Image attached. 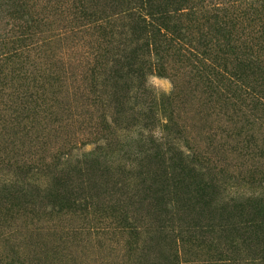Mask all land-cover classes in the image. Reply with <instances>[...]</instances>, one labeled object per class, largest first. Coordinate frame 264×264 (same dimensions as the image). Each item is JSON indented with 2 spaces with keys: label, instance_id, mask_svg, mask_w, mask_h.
<instances>
[{
  "label": "rangeland",
  "instance_id": "obj_1",
  "mask_svg": "<svg viewBox=\"0 0 264 264\" xmlns=\"http://www.w3.org/2000/svg\"><path fill=\"white\" fill-rule=\"evenodd\" d=\"M27 2L37 45L0 64V184L15 182L19 193L0 207V264H264V226L250 223L248 210L233 209L251 194L264 196V116L217 102L204 105L189 68L167 54V77L152 73L145 82L155 98L173 93L179 139L169 132L168 145L150 152L151 136L143 131L142 142L123 147L113 164L87 173L91 158L84 154L103 147L106 135L101 104L90 93L92 54L104 40L125 43L128 22L114 21L111 38L104 39L89 30L72 32L76 0ZM10 15L0 8V53L17 24ZM176 142L197 155L205 183L212 181L204 200L188 196L174 179L169 155L164 166L149 159L168 148L175 157ZM28 161L39 174L16 187L21 174L15 169ZM53 163L70 171L68 190L94 203L53 204L47 194L52 171L42 166Z\"/></svg>",
  "mask_w": 264,
  "mask_h": 264
},
{
  "label": "trees",
  "instance_id": "obj_2",
  "mask_svg": "<svg viewBox=\"0 0 264 264\" xmlns=\"http://www.w3.org/2000/svg\"><path fill=\"white\" fill-rule=\"evenodd\" d=\"M76 1L70 12L72 32L89 30L97 33L99 38L105 39L107 35L111 38L110 28L114 21L128 22L125 25L127 31L123 34L126 36L125 43L104 40V47L99 53L92 54L93 67L89 69V78L93 88L90 93L94 97L93 102L101 104L104 112L101 132L106 135L101 139L103 147L95 146L84 154L91 158L86 172L92 171L94 165L113 164L114 155L123 151V147L130 148L142 142L143 131L151 136L154 148H148L150 152L154 149L160 151L165 144V147L168 145L169 132L174 133V139H179L176 113L172 106L173 93L155 98L145 82L146 76L152 73L167 77L162 66L167 54L189 68L193 83L201 87L204 105L217 102L264 116V0L248 3L233 0L230 4L224 0ZM27 3V0H0V8L10 11V17L17 22L11 39L2 48L0 64L18 58L37 45L35 22L28 18L31 8ZM8 45L10 47L7 48ZM2 81L0 77L1 84ZM28 98L23 99L21 106ZM147 98H152L150 103H147ZM134 100L139 102L134 104ZM131 104L132 107L124 109ZM21 109L26 111L23 107ZM122 120L129 121V126L120 127L118 122ZM140 121L141 126L137 123ZM134 134L137 140H133ZM159 134L160 137H157ZM118 142L125 144L113 147ZM186 149L185 153L176 142L175 157H170L168 148L166 153L158 152L149 159L164 166L165 155H169L166 162L169 160L170 168L177 172L174 179L188 196L204 200L209 182L204 181L207 179L199 169L197 155ZM42 166L47 173L52 171L50 176L47 174L50 180L47 194L53 204L68 202V207H74L77 203L86 206V199L92 201V197H78L71 188L68 190L73 184L70 171L58 170L59 164L56 163ZM15 170L21 174L16 187L28 176L39 174L34 163L29 161ZM13 184L16 183L0 184V207L6 201L18 199L19 193L14 191ZM58 190L64 194L61 198L56 193ZM233 209L248 210V221L253 225L260 222L264 226L263 194H251Z\"/></svg>",
  "mask_w": 264,
  "mask_h": 264
}]
</instances>
